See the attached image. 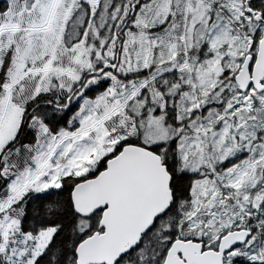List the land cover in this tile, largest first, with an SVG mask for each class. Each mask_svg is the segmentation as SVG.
Wrapping results in <instances>:
<instances>
[{"label": "snow or ice", "instance_id": "obj_1", "mask_svg": "<svg viewBox=\"0 0 264 264\" xmlns=\"http://www.w3.org/2000/svg\"><path fill=\"white\" fill-rule=\"evenodd\" d=\"M0 264H264V0H0Z\"/></svg>", "mask_w": 264, "mask_h": 264}]
</instances>
